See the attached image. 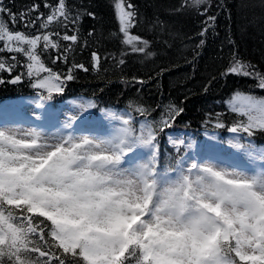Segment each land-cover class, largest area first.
<instances>
[{"label":"snow or ice","instance_id":"obj_1","mask_svg":"<svg viewBox=\"0 0 264 264\" xmlns=\"http://www.w3.org/2000/svg\"><path fill=\"white\" fill-rule=\"evenodd\" d=\"M206 3L192 0L191 6L206 15ZM115 9L122 43L152 55L147 41L129 34L134 12L123 0ZM5 12L15 22V15L0 7V15ZM61 17L68 19L65 0H58L41 29L61 23ZM215 20L208 16L202 37ZM51 35L31 37L0 21V52L23 54L27 74L37 77L34 87L47 93H38V108L64 91L61 77L44 66L37 51L41 41L44 48L59 47ZM62 39L75 43L77 36ZM93 60L98 62L95 53ZM247 67L235 60L228 71L249 75ZM12 68L0 60V71ZM259 86L264 88V77ZM234 101L242 106L232 110L247 123L229 128L236 134L229 144L243 152L244 166L214 155L193 156L191 163L178 155L161 165L156 134L163 128L145 121L136 129L131 113L108 112L115 122L109 130L90 120L96 107L91 101L80 104L55 132L0 130V264H264V148L241 143L239 135L264 131V100L236 96ZM136 111L143 115L142 108ZM175 115L160 123L168 127ZM173 147L179 153L191 145L180 141Z\"/></svg>","mask_w":264,"mask_h":264},{"label":"trees","instance_id":"obj_2","mask_svg":"<svg viewBox=\"0 0 264 264\" xmlns=\"http://www.w3.org/2000/svg\"><path fill=\"white\" fill-rule=\"evenodd\" d=\"M116 1L65 0L68 19L46 29L40 25L58 0H0V5L15 15L13 22L7 12L3 14L13 29L29 36L51 33L59 44L44 48L41 41L39 51L45 65L62 76L70 71L73 77L64 80L62 99L84 95L96 106L116 108L133 102L153 118L174 104L182 111L169 119L172 126L196 131L212 119L226 126L235 123L237 116L224 103L233 92L264 91L259 86L264 77V0H207L206 15L188 0H123L135 14L129 32L148 42L150 56L122 43ZM208 16L216 20L202 37ZM65 34L76 35L77 41L63 40ZM236 52L256 61L242 63L249 75L228 71L233 63L226 59ZM4 73L0 71V100L14 94L2 80ZM252 136L264 142V131Z\"/></svg>","mask_w":264,"mask_h":264},{"label":"rangeland","instance_id":"obj_3","mask_svg":"<svg viewBox=\"0 0 264 264\" xmlns=\"http://www.w3.org/2000/svg\"><path fill=\"white\" fill-rule=\"evenodd\" d=\"M0 21H4L1 15H0ZM0 46H2V42H0ZM12 54H19V53H12ZM20 55H22L25 62L24 75L26 79H28V82H26V86L29 93L26 94L25 96H16L3 101L2 105H0V130L14 132L17 129L28 130L31 128H37L44 132H55L61 129L67 117L70 116L80 104L87 103L88 100L83 97H74L62 101V99L58 98L53 103L54 109L51 108L48 104H44L43 101H40L43 104V107L38 108L36 106L37 102L39 101L38 93H44V91L34 87L37 77L35 76L29 77L26 68L27 58L23 54ZM47 75L48 72L40 73L41 77ZM236 96L243 97L250 95L243 93L234 94L227 102L231 110L233 109V107L240 108L242 106V103L240 101H234V97ZM252 98H254L255 100H264V98H257V97H252ZM137 108L139 107L134 104L129 105V107L121 108L120 110H115L113 108H103V110L105 111L102 112L100 110L97 113L94 122L100 123L105 128L110 130L112 124H114L115 122L110 120V117L108 116V112L129 113L130 110H136ZM166 113H168L167 109H166ZM237 114L240 116V122L247 123L246 116L240 115L239 113ZM162 119H166V118L163 117ZM162 119L157 120L158 121L157 127L158 125L161 124L160 122ZM43 127L45 129H41ZM73 127L76 128V125L74 124ZM204 133L205 134H203L202 142L201 144H199V150H195L196 146L192 144V141L189 139V137H182L176 132L168 133L167 140L171 145H173V142L179 143L180 141L184 142V146H187L189 144L191 145V147L187 149L185 154V157L188 158V163H191V158L193 156L206 157L208 155H214L221 158L228 165H240V166L245 165L246 157L241 151H239V153L244 161L243 164L237 163L232 159L227 160L228 156H231L235 151H237V149H235L229 144V141L232 140L234 135L231 134L228 136L227 144L221 150V152L220 150H218L219 153L221 154L220 155L215 153V150L213 151L214 149L213 144L215 143L214 134L208 132H204ZM76 134L79 135L80 133L77 131ZM101 134L103 135L106 133L102 132ZM234 142L235 141H233V143ZM255 148L261 149L264 148V146H255Z\"/></svg>","mask_w":264,"mask_h":264},{"label":"bare ground","instance_id":"obj_4","mask_svg":"<svg viewBox=\"0 0 264 264\" xmlns=\"http://www.w3.org/2000/svg\"><path fill=\"white\" fill-rule=\"evenodd\" d=\"M240 59V60H239ZM235 60H238L240 61L241 63H256L255 60H253L252 58L250 57H244V56H241L239 55L237 52L235 53L234 57L232 59H230V57H228L226 59V62L225 63H233ZM6 78V77H5ZM10 78V77H7V79ZM0 80H1V77H0ZM241 92V91H239ZM167 111L168 113L170 114H174L176 111H177V108L175 107L174 104H167Z\"/></svg>","mask_w":264,"mask_h":264}]
</instances>
